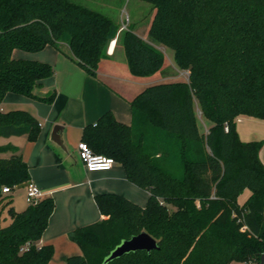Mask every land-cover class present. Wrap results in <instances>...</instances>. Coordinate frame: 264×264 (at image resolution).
Listing matches in <instances>:
<instances>
[{"label":"trees","instance_id":"1","mask_svg":"<svg viewBox=\"0 0 264 264\" xmlns=\"http://www.w3.org/2000/svg\"><path fill=\"white\" fill-rule=\"evenodd\" d=\"M154 8L148 39L131 27L72 0H0V104L7 92L52 103L55 91L35 92L52 65L16 59L13 49L35 52L67 42L73 59L92 76L110 42L122 35L135 75L161 68L162 44L186 79L150 83L130 101V124L109 110L84 126L81 139L96 154L119 162L129 181L149 192L145 206L122 194L94 200L102 219L74 228L81 254L65 264H258L264 252V165L260 139H240L235 118L264 119V0H145ZM204 120L200 129L197 110ZM228 129L225 130V125ZM207 130H206V129ZM40 132L25 109L0 111V136ZM0 264H47L53 246L38 242L54 210L52 197L17 211L2 187L29 180L18 148L0 146ZM249 188L243 202L237 196ZM2 220V221H1ZM245 225L244 230L241 228ZM140 231L157 248L135 250L104 263L121 240Z\"/></svg>","mask_w":264,"mask_h":264},{"label":"crops","instance_id":"2","mask_svg":"<svg viewBox=\"0 0 264 264\" xmlns=\"http://www.w3.org/2000/svg\"><path fill=\"white\" fill-rule=\"evenodd\" d=\"M118 35L108 46L107 55L99 62L97 77L87 73L71 59L67 42H60L58 48L48 44L35 52L22 49H13L11 52L13 58L36 59L54 68L51 76L40 80L41 86L35 90L42 94L54 90L52 103L7 92L0 104L2 112L22 108L40 122V132L36 140L29 141L26 134L0 136V146L18 148V153L29 165V178L41 190L42 197H52L54 201V210L48 219V226L38 242L39 245L53 246V256L47 264H65L67 257L81 254L79 245L69 238V234L76 227L103 218L94 200L96 194L119 193L141 206H145L149 197L147 190L127 179L119 162L109 169L90 171L85 169L78 156L77 143L82 140L84 126L94 124L104 111L112 112L120 122H131L130 101L138 92H121L104 79H119L115 70L118 66H106L108 61L114 64L111 58L116 51ZM181 70L187 80L188 71ZM128 78L126 73L124 80L128 81ZM240 117L242 119L246 116ZM241 119L237 122H241ZM54 124L62 126L60 134L65 148L50 138ZM257 139L263 141L258 155L264 165V136ZM11 153L10 150L0 151V156L7 157ZM9 192L3 194L9 195ZM9 221L7 214L3 224L6 225Z\"/></svg>","mask_w":264,"mask_h":264},{"label":"rangeland","instance_id":"3","mask_svg":"<svg viewBox=\"0 0 264 264\" xmlns=\"http://www.w3.org/2000/svg\"><path fill=\"white\" fill-rule=\"evenodd\" d=\"M75 3L83 4L93 10H98L113 19L121 29L131 27L133 31L141 37L148 39L147 29L152 20L154 8L152 4L145 0H72ZM119 34V33H118ZM117 45L115 53L112 56V63L108 61L106 66L115 68L118 72V80H110L104 77L113 87L121 92L143 90L147 84L156 83L161 81H177L185 78L182 70L179 69L173 60V51L166 48L162 44H156V47L161 49L164 53V62L161 68L153 73L146 74L145 76L135 75L131 72L126 62L125 50H123L122 35L119 34L117 38ZM106 63V62H105ZM115 66V67H114ZM126 73L129 80L126 81ZM130 81V82H129ZM14 93V92H13ZM17 95V93H15ZM20 95V94H18ZM22 95V94H21ZM197 110V115L200 120L198 124L200 129L204 128L203 118L200 110ZM205 123V122H204ZM206 124V123H205ZM236 130L239 133L240 139L255 140L264 136V119H247L242 117L241 122H235ZM206 129V128H205ZM247 137V138H246ZM251 193L249 188H245L238 196L237 202L243 204L246 198ZM9 195L12 197L11 206L17 211L24 210L28 201L26 199L24 184L18 185L10 190ZM7 215L6 208L0 214V218ZM2 221V220H1ZM250 264H256L250 262Z\"/></svg>","mask_w":264,"mask_h":264},{"label":"built area","instance_id":"4","mask_svg":"<svg viewBox=\"0 0 264 264\" xmlns=\"http://www.w3.org/2000/svg\"><path fill=\"white\" fill-rule=\"evenodd\" d=\"M115 40L113 39L110 44H112ZM109 44V45H110ZM188 76V72L186 73V78ZM241 117H236L235 121H240ZM228 129V124L225 125V130ZM78 147V156L79 159L84 164L85 169L90 171L101 170V169H109L116 163L115 159L105 154H96L94 153L90 146L86 143V141L80 140L77 143ZM26 199L28 203L37 202L42 198L43 193L37 187V185L31 180H27L24 184ZM2 193H8L10 191L9 187H2ZM245 225L241 228L244 230ZM241 264H250V262L245 261Z\"/></svg>","mask_w":264,"mask_h":264},{"label":"water","instance_id":"5","mask_svg":"<svg viewBox=\"0 0 264 264\" xmlns=\"http://www.w3.org/2000/svg\"><path fill=\"white\" fill-rule=\"evenodd\" d=\"M61 129V125L54 124L50 138L57 145H60L62 148H65L64 145H62V139L60 134ZM157 247V241L153 236L148 235L145 231H140L135 235H132L128 239L121 240V242L109 252L110 254L105 257L104 263L111 259L120 257V255H123L128 252H133L135 250H145L149 252L151 251V249ZM258 264H264V252L261 254V258Z\"/></svg>","mask_w":264,"mask_h":264}]
</instances>
